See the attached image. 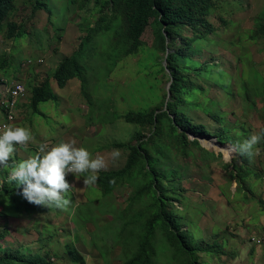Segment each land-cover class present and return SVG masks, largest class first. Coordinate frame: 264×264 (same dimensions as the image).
<instances>
[{"label":"rangeland","instance_id":"1","mask_svg":"<svg viewBox=\"0 0 264 264\" xmlns=\"http://www.w3.org/2000/svg\"><path fill=\"white\" fill-rule=\"evenodd\" d=\"M44 1L49 11L35 10L36 0H17L8 18L24 24L26 33L13 39L0 33V95L9 86L3 81L11 83L20 78L26 82L29 91L17 109L15 126L30 129L35 137L29 150H17L9 166L0 169V184L6 174L4 169L10 174L13 161L36 155L40 144L48 145L50 150L61 142L75 141L77 147L89 150L93 158L103 156L105 170L120 168L127 152L114 143L135 142L142 130L126 122L123 116L129 111L146 112L161 107L170 82L162 68L167 53L155 49L154 30L149 25L135 54L115 57V39L106 35L95 37L82 52L88 82L83 85V80L74 78L60 87L53 77L54 70L62 58L80 47L82 37L97 24L100 5L81 0ZM212 1L209 18L216 32L196 41L201 51L195 58L200 63L209 61L196 78L204 90L191 94L189 99L217 109L215 119L199 108L190 111L193 122L207 128L203 138L210 139L206 141L211 146L206 149L216 157L205 156L196 145L191 146L189 157L173 152V163L164 170L163 183L180 194L173 202L174 211L189 230L201 262L264 264V252L256 247V239L264 236V147L255 145L251 158L230 154L227 159L222 151L214 149L217 145L211 136L218 133L230 138L226 143H218L224 148L264 132V37H255L264 0ZM184 35L191 36L192 32L186 30ZM181 42L178 39L175 46ZM29 59L42 61L28 64ZM46 77L51 78L57 98L42 102L35 111L29 104L30 89ZM250 92L253 97L247 98ZM1 110L0 107V121ZM144 133L148 134V130L144 129ZM188 136L196 138L189 132ZM115 151L120 153L117 160L112 159ZM234 159L255 172L246 177L245 189L230 178L229 163ZM83 179L82 176L77 180L73 174L67 176L74 187L68 195L71 204L65 209L34 210L35 206L29 204V213L16 208L15 214H6L10 208L0 204V233L5 231L0 247H27L25 250L47 255L52 264H75L65 251V245L72 244L85 264H121L120 245L106 231L113 233L118 229L119 223H111L112 215L124 212L129 188L118 186L109 197H102L96 185L85 187ZM88 203L93 204L76 211L78 206ZM92 212L95 218L89 221ZM92 240L101 246L104 256ZM216 242L220 250L210 251ZM163 264H167L166 260Z\"/></svg>","mask_w":264,"mask_h":264},{"label":"trees","instance_id":"2","mask_svg":"<svg viewBox=\"0 0 264 264\" xmlns=\"http://www.w3.org/2000/svg\"><path fill=\"white\" fill-rule=\"evenodd\" d=\"M16 1L0 0V33L3 32L10 39L22 37L26 33L24 24L8 18L15 10ZM87 1L100 5V15L97 24L90 27L82 37L80 47L71 56L62 58L55 68L53 77L60 87H65L74 78L83 80V85L88 82L87 66L82 62V52L95 37L106 35L110 39L114 38V50L117 53L115 57L119 54H135L143 44L142 35L149 25L153 26L155 49L166 53L169 49L165 57L166 66L163 65L162 68L169 81L172 79L170 98L167 101L168 90H165V100H162L161 107L146 112L129 111L123 116L126 122L136 124L142 130L136 135L135 142L114 143L115 147L127 152L124 164L117 169H104L98 174L99 179L95 185L102 197H109L118 186L129 188L124 212L112 215L111 223H119L118 229L113 233H106L120 245L121 264H163L164 260L167 264H205L197 256L198 249L189 230L183 227L181 215L174 211L173 202L180 194L175 189L166 187L163 179L164 170L173 163V152H178L181 157H189V152L192 153L191 146L196 145L205 156L216 157L204 147L203 142L204 146L201 145L199 137H203L208 130L204 124L193 122L194 115L190 111L199 108L215 119L217 109L202 106L189 99L191 94L204 90L196 78L209 65V61L200 63L195 58L201 51V46L196 41L206 39L209 34L216 32V27L209 18L213 1L104 0L101 3V0H81L82 3ZM34 9L50 10L44 0H36ZM261 15L255 31V37L260 38L264 37V10ZM186 30H190L192 35L186 37ZM178 39L182 40V44L175 46ZM174 46L175 49H172ZM108 54L112 55L110 52ZM110 55L108 59H112L113 55ZM224 76H228L225 71ZM30 92L29 104L35 111H38L42 102L57 98L50 77L37 83ZM247 96L252 98L253 93H247ZM20 105L21 102L18 107ZM251 105L254 106L255 103ZM0 107L3 109L1 104ZM144 129L148 130V134L144 133ZM188 132L196 138H189ZM211 136L219 144L230 140L218 133ZM263 145L264 140L259 143V146L264 147ZM18 147V151H26ZM14 162L19 163L20 158ZM185 165L188 166L187 163ZM229 168L230 178L240 189H245L246 177L255 173L245 165H238L237 159L229 163ZM4 172L6 174L0 184V204L10 208H7L6 214H15L16 208L29 213L32 211L30 203L19 194L22 186L18 188L15 181L9 183L7 169ZM90 204L93 203L80 205L76 211L81 212L83 206H91ZM30 205L35 206L34 210L41 208ZM94 218L92 212L89 221ZM4 234L5 231L0 233V239ZM92 242L99 249L100 255L104 256L101 246L93 240ZM216 243L211 246L210 251L220 250L219 243ZM217 245L218 248H215ZM26 248L0 247V264H52L47 255L25 250ZM65 251L73 263L85 264L82 254L74 245L66 244Z\"/></svg>","mask_w":264,"mask_h":264},{"label":"clouds","instance_id":"3","mask_svg":"<svg viewBox=\"0 0 264 264\" xmlns=\"http://www.w3.org/2000/svg\"><path fill=\"white\" fill-rule=\"evenodd\" d=\"M38 61L39 59L35 62ZM34 140L33 133L26 127L11 124L0 127V169L9 166V162L17 152V146L27 150ZM262 140H264V132L253 134L243 142L229 145L221 151L225 158L230 154L251 158L255 154L253 151L255 145ZM119 157V151L112 153L113 160ZM106 167L107 163L103 156L93 158L89 150L77 147L75 141L61 142L50 150L48 145L40 144L36 155L19 163L13 161L8 179L9 183L15 181L18 188L22 186L19 194L28 203L43 208L65 209L71 204L68 195L74 187V184L67 180V176L73 174L77 180L83 176L84 186L92 187L99 179V172Z\"/></svg>","mask_w":264,"mask_h":264},{"label":"built area","instance_id":"4","mask_svg":"<svg viewBox=\"0 0 264 264\" xmlns=\"http://www.w3.org/2000/svg\"><path fill=\"white\" fill-rule=\"evenodd\" d=\"M39 61H42L39 59ZM35 60L29 59L28 63H33ZM5 80V79H3ZM4 83H7L6 89L1 91L0 95V104L2 106V115L3 118L0 121V127H3L5 124H11L15 126L16 123V112L18 109L19 102L22 101L28 94V88L26 82L20 78H15L10 83L5 80ZM11 117V118H10ZM256 247H259L264 252V236L256 239Z\"/></svg>","mask_w":264,"mask_h":264},{"label":"water","instance_id":"5","mask_svg":"<svg viewBox=\"0 0 264 264\" xmlns=\"http://www.w3.org/2000/svg\"><path fill=\"white\" fill-rule=\"evenodd\" d=\"M168 52H169V49H167V53H168ZM171 84H172V79L170 80V82H169V84H168V87H167V89H168V99H167V101L169 100L170 95H171V91H170V86H171ZM167 101H166V104H167ZM201 139H202V138H199V141H200L201 145L204 146V145L202 144ZM212 140H213V139H212ZM213 142H214V144H216L217 146L219 145L218 143L215 142V140H213ZM227 146H229V145H225V147H227ZM204 147L209 148L208 146H204ZM225 147H224V148H225Z\"/></svg>","mask_w":264,"mask_h":264},{"label":"bare ground","instance_id":"6","mask_svg":"<svg viewBox=\"0 0 264 264\" xmlns=\"http://www.w3.org/2000/svg\"><path fill=\"white\" fill-rule=\"evenodd\" d=\"M206 140H210V139H207V138H203L202 137V139H201V141L205 144V146H211V145H209V143L206 141ZM212 141V140H211ZM214 143V142H213ZM214 147V149L216 150V151H221V149H223V148H220L219 146H213ZM230 157V156H229ZM228 157V158H229ZM227 158V159H228Z\"/></svg>","mask_w":264,"mask_h":264},{"label":"crops","instance_id":"7","mask_svg":"<svg viewBox=\"0 0 264 264\" xmlns=\"http://www.w3.org/2000/svg\"><path fill=\"white\" fill-rule=\"evenodd\" d=\"M3 118V115H2V117H1V119Z\"/></svg>","mask_w":264,"mask_h":264}]
</instances>
